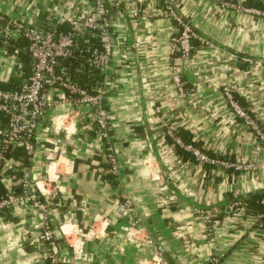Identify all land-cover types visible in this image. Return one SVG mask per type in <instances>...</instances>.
I'll return each mask as SVG.
<instances>
[{"label": "crops", "instance_id": "0c3cea01", "mask_svg": "<svg viewBox=\"0 0 264 264\" xmlns=\"http://www.w3.org/2000/svg\"><path fill=\"white\" fill-rule=\"evenodd\" d=\"M88 4L0 0V89L12 90L24 78L19 49L3 46L18 39L16 24L66 32ZM105 4L111 59L99 104L64 101L48 90L56 104L36 129L32 160L14 149L0 169V197L9 187L19 198L0 211V264H47L35 237L44 213L19 180L25 170L34 182L46 178L51 160L47 190L57 195H38L60 264H264L263 208L251 198L264 193V146L224 97L229 89L264 132V9L256 7L264 0ZM174 17L195 35L187 60L170 56ZM98 110L107 115L105 137ZM168 128L234 166L180 158L166 141ZM107 152L115 157L113 173ZM124 198L130 213L121 207ZM93 225L96 237L87 235Z\"/></svg>", "mask_w": 264, "mask_h": 264}, {"label": "built area", "instance_id": "2783aa9c", "mask_svg": "<svg viewBox=\"0 0 264 264\" xmlns=\"http://www.w3.org/2000/svg\"><path fill=\"white\" fill-rule=\"evenodd\" d=\"M108 14L109 10L105 0H89V4L83 10L82 16L78 20L73 21L66 32L57 31L54 27L38 30L32 25H15L19 35L27 42L24 51L30 61V73L27 77L20 80L12 90L5 91L0 89V169L6 163V155L14 149L22 150L28 161L32 160L35 144L38 141L36 129L46 121L50 109L56 104L53 98L47 95L46 92L48 90L53 89L59 92V98L64 101L90 107L99 104L100 97L103 94L102 87L96 88L94 94L86 92L70 81L60 63L63 59L70 56L76 37L84 38L86 35L93 37L95 36L94 32H98L101 50L93 49L87 62L89 66L102 73L109 69L111 49L108 41ZM174 18L179 31L178 35L172 38L170 56L172 58L176 52H179V59L187 60L192 49L190 41L193 38V33L187 24L176 17ZM175 81L178 82L177 79ZM224 97L234 115L242 120L244 126L251 130L264 146V132L239 106L237 101L232 98L229 89H224ZM96 116V125L100 130L99 134L101 137H105L104 129L108 120L107 115L104 111L98 110ZM66 134L70 135L69 132H66ZM166 135L171 138L173 147L177 146L189 152L199 164L220 165L226 168L234 166L209 157L191 144L183 143L172 128H168ZM104 162L109 165L108 172L113 173L115 171V157L110 152H107L104 156ZM52 163H55L54 160H51L45 169L46 178L42 176L38 178L41 184L37 183V181L34 182L32 174L27 170L22 173L19 184L23 191H32L28 199L34 207L43 210L44 214L41 217L40 231L36 233L35 237L44 248L45 261L47 264H60L56 234L46 214L47 204L39 200L40 195L42 197L47 196V198L48 196L54 198L57 195L56 191L47 190L50 184L48 169ZM236 168L238 169L239 167L236 166ZM57 178L58 176H55V180ZM32 185H34L36 191L32 190ZM38 192L40 195H38ZM18 201L19 198L16 197L12 188L8 187L6 194L0 197V211L17 204ZM260 203L263 212L259 214L258 218L259 221H264V197ZM121 207L129 213L132 211L130 201L127 198L123 199ZM136 224L137 221L134 220L132 225L128 227L126 232L128 236L131 237L133 235L136 230ZM95 230H97L96 226L93 225L87 235L96 237L98 232L96 233Z\"/></svg>", "mask_w": 264, "mask_h": 264}, {"label": "trees", "instance_id": "16d2710c", "mask_svg": "<svg viewBox=\"0 0 264 264\" xmlns=\"http://www.w3.org/2000/svg\"><path fill=\"white\" fill-rule=\"evenodd\" d=\"M256 7L261 10L264 9V6L261 4H257ZM60 32H63V31H60ZM94 33H95V36L93 37L90 35H86L84 38L76 37L75 42H74V47L71 51L70 56L63 59L60 63L66 76L69 77L70 81L77 84L79 87H81L82 89H84L86 92L90 94H94L96 88L103 87L104 82H105L104 73L89 66L87 62L93 49L101 50V42L98 36V32H94ZM192 40L190 43L192 46V49L189 52V56L192 54L193 48L195 46V43ZM3 46H5L6 50L9 52H11L15 48L19 49L18 54L23 64H25L23 65L24 78L27 77L28 74L30 73V65L27 64L29 58H27L25 53L23 54V51L26 49V46H27L26 40L19 35L17 40H6ZM179 56H180V53L178 52V54L173 55V58H176V57L179 58ZM243 110L247 113V115H249L247 110H245L244 108ZM176 135L181 139L183 143L192 145V143L190 142L188 138L182 137L179 133H176ZM165 138L168 143H172L171 138H169L168 136H165ZM174 148H175L176 154L180 158L181 157L182 159L193 158L189 152H186L177 146H175ZM7 156L8 154L6 155V157ZM263 197H264V193L254 194L252 195L251 198L254 200L257 199L259 202L261 198Z\"/></svg>", "mask_w": 264, "mask_h": 264}, {"label": "rangeland", "instance_id": "374dc122", "mask_svg": "<svg viewBox=\"0 0 264 264\" xmlns=\"http://www.w3.org/2000/svg\"><path fill=\"white\" fill-rule=\"evenodd\" d=\"M188 27H189V26H188ZM189 28H190V27H189ZM190 30H191V29H190ZM178 31H179V28H178ZM191 31H192V30H191ZM192 33H193V32H192ZM174 38H175V37H174ZM193 38H195L194 33H193ZM193 38H191V40H192ZM190 43H191V41H190ZM176 54H178V52H176L175 55H176ZM188 58H189V57H188ZM166 136H167V135H166Z\"/></svg>", "mask_w": 264, "mask_h": 264}]
</instances>
